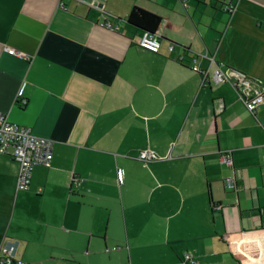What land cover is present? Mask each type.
I'll return each mask as SVG.
<instances>
[{
  "label": "crops",
  "instance_id": "crops-1",
  "mask_svg": "<svg viewBox=\"0 0 264 264\" xmlns=\"http://www.w3.org/2000/svg\"><path fill=\"white\" fill-rule=\"evenodd\" d=\"M133 8L161 19L158 54ZM218 67L264 88V0H0V112L52 141L25 191L0 155V241L24 264H264V105Z\"/></svg>",
  "mask_w": 264,
  "mask_h": 264
},
{
  "label": "built area",
  "instance_id": "built-area-1",
  "mask_svg": "<svg viewBox=\"0 0 264 264\" xmlns=\"http://www.w3.org/2000/svg\"><path fill=\"white\" fill-rule=\"evenodd\" d=\"M234 6L227 4L223 10L229 13L234 11ZM107 29L116 32L118 27L112 25L110 21L103 24ZM160 34L155 32L149 34L143 32L138 40V46L150 53L158 54L161 48ZM168 51H173V46H168ZM7 54L23 59L30 60V57L23 52L15 51L12 48L6 49ZM194 71L201 74L203 83L208 81L209 74L207 70H199L193 67ZM233 75L228 71H223L221 67L216 68L211 76L210 81L214 83H228L235 91L238 92L239 100L242 102L244 108L248 112H253L257 107L264 105V88L255 92L250 96H243L241 89L248 81L243 75L235 73ZM223 109V105L219 106V111ZM0 155L6 156L17 165V173L15 177V190H27L33 169L37 166L48 167L52 160V141L50 139L34 135L30 128L12 123L8 120L7 115L0 112ZM137 159L144 164L157 161L160 158L151 151H140ZM220 161L226 166L231 165L230 153H221L219 156ZM117 179L120 183L123 181L122 171H117ZM226 189L235 191L237 186L235 181L227 179L224 181ZM16 243L15 242H2L0 241V264H24L19 258L16 257ZM114 247L113 250H117ZM183 264H196V261L187 253H184L181 258Z\"/></svg>",
  "mask_w": 264,
  "mask_h": 264
},
{
  "label": "trees",
  "instance_id": "trees-1",
  "mask_svg": "<svg viewBox=\"0 0 264 264\" xmlns=\"http://www.w3.org/2000/svg\"><path fill=\"white\" fill-rule=\"evenodd\" d=\"M126 22L134 29L153 34L161 24V19L147 11L133 8L127 15Z\"/></svg>",
  "mask_w": 264,
  "mask_h": 264
},
{
  "label": "water",
  "instance_id": "water-1",
  "mask_svg": "<svg viewBox=\"0 0 264 264\" xmlns=\"http://www.w3.org/2000/svg\"><path fill=\"white\" fill-rule=\"evenodd\" d=\"M182 2H183V5L185 6L187 0H182ZM141 34H143V31H141Z\"/></svg>",
  "mask_w": 264,
  "mask_h": 264
},
{
  "label": "bare ground",
  "instance_id": "bare-ground-1",
  "mask_svg": "<svg viewBox=\"0 0 264 264\" xmlns=\"http://www.w3.org/2000/svg\"><path fill=\"white\" fill-rule=\"evenodd\" d=\"M209 80V79H208ZM31 182V181H30ZM29 188V187H28ZM16 191V190H15ZM23 191H25V190H23Z\"/></svg>",
  "mask_w": 264,
  "mask_h": 264
}]
</instances>
